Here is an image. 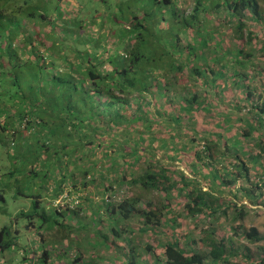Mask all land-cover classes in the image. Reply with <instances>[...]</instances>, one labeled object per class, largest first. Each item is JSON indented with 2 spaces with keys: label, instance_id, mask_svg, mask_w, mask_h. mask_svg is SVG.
<instances>
[{
  "label": "trees",
  "instance_id": "obj_1",
  "mask_svg": "<svg viewBox=\"0 0 264 264\" xmlns=\"http://www.w3.org/2000/svg\"><path fill=\"white\" fill-rule=\"evenodd\" d=\"M40 2L0 0V146L15 163L4 174L14 197L32 199L0 230V264H225L242 253L213 227L194 238L185 219L197 216H231L235 234L263 242L245 221L264 205V0H101L94 16L110 35L99 23L86 37L81 22L39 31L49 61L30 34L47 19Z\"/></svg>",
  "mask_w": 264,
  "mask_h": 264
},
{
  "label": "rangeland",
  "instance_id": "obj_2",
  "mask_svg": "<svg viewBox=\"0 0 264 264\" xmlns=\"http://www.w3.org/2000/svg\"><path fill=\"white\" fill-rule=\"evenodd\" d=\"M64 1V2H63ZM101 1V0H100ZM99 0H41L40 3L42 5V11L41 13H44L47 15V19L44 20L43 17L40 15H37L36 22L40 23L38 25L36 32L38 31V34L35 31H30L28 27V32L30 31V34L36 35L37 41L36 45L40 43L42 52L46 55V60L49 61L47 49L45 42L42 40L41 34L39 31L45 34L47 30H62L64 23H66L68 26L67 27H73L74 24L77 22L78 19H87L86 20V27H82L83 31L80 35H83V37H86L85 31H89L90 27H96V24L99 23L102 32L107 30V28H110L102 21L101 17L94 16L96 15H104L105 14V6L100 4ZM184 8L187 9L191 3V0H186ZM100 4V5H99ZM59 5V6H57ZM96 5H99L97 7L96 11ZM101 20V21H100ZM25 27V26H24ZM59 27V28H58ZM62 27V28H61ZM36 28V27H35ZM80 28V27H79ZM78 31V28H76V32ZM35 32V33H34ZM56 34L59 38H62L58 32H52L49 36H53V34ZM40 34V35H39ZM105 33H101V36H104ZM46 36V34L44 35ZM75 40H79L75 38ZM84 40V39H83ZM84 42V41H83ZM77 43V42H76ZM85 44V43H84ZM78 45V44H77ZM71 51L68 50L67 53ZM264 56H262L261 61H263ZM261 61L258 60V63H261ZM261 77V75H259ZM257 84V82H255ZM233 93H235L236 97L243 98L241 95V92L238 91L237 89L234 88ZM4 101V99H2ZM154 103V107H156L157 103ZM221 107L224 112L229 113V117L232 119H235L237 116L238 110L232 108L227 102H224L221 104ZM220 115V114H218ZM222 116V115H220ZM13 149L12 147L9 148H2L0 146V190L5 188V193H6V201L2 204H0V230L5 226V225H12L14 222V216L16 214V211L20 209L21 207L30 205L31 198H26L25 196H17L14 197V190L12 191L10 189V185H8V176L4 174L5 170H9L12 167L15 166V163L10 160V154H13ZM169 164L171 165H176L177 168L179 169H184L186 170L187 173L190 174V172L184 167V165L181 163V161L176 158H171L169 160ZM26 162L22 160V163L20 165V172L25 174L26 172ZM40 177V176H39ZM38 185H41L39 182H36ZM243 182L239 181L237 183L238 186H240ZM35 184V183H34ZM29 185L25 184L23 187L25 188L26 191L29 190H35L36 185ZM37 185V186H38ZM205 189L208 188L207 184H205ZM142 193L143 195H151L152 197H155L156 193H144L140 189H135L134 187L126 186L121 190V194H125L127 196H131L134 194H139ZM64 195H68V191H65L63 193ZM62 196V197H63ZM230 196V195H229ZM123 197V196H120ZM71 199L73 197H70ZM178 198H174L172 200V205L174 206L176 212L179 214L180 212L183 211L184 206L182 204H179L177 202ZM58 200V199H57ZM50 202L53 200H49ZM58 201H61L60 199ZM244 202H247L245 199ZM56 203V202H55ZM62 203V201H61ZM56 205V204H55ZM252 206V211L250 212V216L247 218L245 221V226L249 227L251 225L257 226L260 231L264 233V205H251ZM262 211V212H259ZM182 217L179 218V221L181 220ZM186 223V228L188 232H191L193 234L194 238H200L201 236L206 235V231H209L210 227L215 228L218 230V232L222 236H233L232 242L234 243L235 247H240V250L242 253H237L234 257L231 258L230 263H225V264H260L261 258L264 256L263 251L259 249V246H264V241L260 242L259 244H254V243H249L247 242L241 235H237L233 232V230L230 229V225H235L234 221L232 220V217H225V216H220V217H215L213 219L205 216H197L195 218L193 217H188L185 219ZM206 230V231H205ZM83 235H86L85 231L83 232ZM161 235V234H160ZM154 235L152 232H140L137 234V242H141L146 240L147 238L153 237ZM162 236V235H161ZM84 237V236H83ZM228 245V244H227ZM244 246L248 247V250L246 252L249 255H252L254 259H248L246 258L243 254L246 253L244 250ZM239 249V248H238ZM99 253L103 254H109L108 250L101 248ZM141 261L143 264H147V258L146 255L141 256ZM101 264H109V261L104 262L102 261ZM115 264V263H112Z\"/></svg>",
  "mask_w": 264,
  "mask_h": 264
},
{
  "label": "clouds",
  "instance_id": "obj_3",
  "mask_svg": "<svg viewBox=\"0 0 264 264\" xmlns=\"http://www.w3.org/2000/svg\"><path fill=\"white\" fill-rule=\"evenodd\" d=\"M100 16H102V15H100ZM86 20L87 19H78L77 20V22L74 24V26L73 27H71L72 29H74V30H76V26L77 25H80L78 22H81V24H82V27H86ZM101 21V20H100ZM38 25H40V24H38ZM68 25L65 23L64 25H63V30H66L68 27H67ZM59 28V27H58ZM104 33H105V35H110V33H107V30H105V31H103ZM60 34V33H59ZM61 35V34H60Z\"/></svg>",
  "mask_w": 264,
  "mask_h": 264
}]
</instances>
